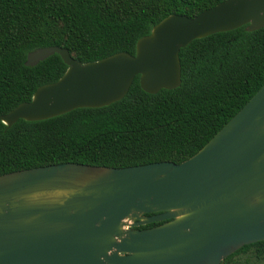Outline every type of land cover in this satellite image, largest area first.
Listing matches in <instances>:
<instances>
[{"label": "water", "instance_id": "obj_1", "mask_svg": "<svg viewBox=\"0 0 264 264\" xmlns=\"http://www.w3.org/2000/svg\"><path fill=\"white\" fill-rule=\"evenodd\" d=\"M264 26V0H222L192 17L170 14L133 54L81 63L55 45V81L0 116L39 120L120 99L135 75L154 93L180 82L178 50L195 38ZM163 221L147 228H134ZM264 239V82L191 156L125 167L62 162L0 174V264H219Z\"/></svg>", "mask_w": 264, "mask_h": 264}, {"label": "trees", "instance_id": "obj_2", "mask_svg": "<svg viewBox=\"0 0 264 264\" xmlns=\"http://www.w3.org/2000/svg\"><path fill=\"white\" fill-rule=\"evenodd\" d=\"M220 1L0 0V116L66 69L56 53L24 65L27 52L55 45L81 63L133 54L136 40L165 16L192 17ZM178 59L180 82L173 89L147 93L135 75L110 104L19 118L9 126L0 121V174L62 162L125 167L188 158L264 82V26L195 38L178 50ZM246 252L264 264V239L242 245L219 264Z\"/></svg>", "mask_w": 264, "mask_h": 264}, {"label": "rangeland", "instance_id": "obj_3", "mask_svg": "<svg viewBox=\"0 0 264 264\" xmlns=\"http://www.w3.org/2000/svg\"><path fill=\"white\" fill-rule=\"evenodd\" d=\"M228 264H262L259 260L255 259L250 252L239 254L235 256Z\"/></svg>", "mask_w": 264, "mask_h": 264}]
</instances>
